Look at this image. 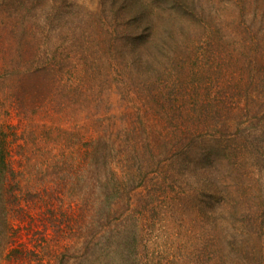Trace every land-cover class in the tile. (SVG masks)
I'll return each instance as SVG.
<instances>
[{"label": "rangeland", "instance_id": "obj_1", "mask_svg": "<svg viewBox=\"0 0 264 264\" xmlns=\"http://www.w3.org/2000/svg\"><path fill=\"white\" fill-rule=\"evenodd\" d=\"M1 35L0 264H264V0H0Z\"/></svg>", "mask_w": 264, "mask_h": 264}, {"label": "trees", "instance_id": "obj_2", "mask_svg": "<svg viewBox=\"0 0 264 264\" xmlns=\"http://www.w3.org/2000/svg\"><path fill=\"white\" fill-rule=\"evenodd\" d=\"M139 19H140V16L138 15L137 16V19H136V22H138L139 21ZM147 17L145 16V15H143L142 13H141V21L142 20H145L146 22H147ZM151 27V26H150ZM149 27V28H150ZM151 30L152 29H150V32H149V34H148V36H145L146 38H149V40L150 41H153L154 40V38L152 39V36H151V34H152V32H151ZM2 37V35L0 36V38ZM138 38H141V36L140 37H138ZM20 61L19 60H17L16 61V64H18ZM4 63L6 64V62H5V60H4ZM4 63H2L1 61H0V78H1V76H2V71L4 70V69H6V67H4ZM57 64V63H56ZM32 67H30L31 69V71L29 72L30 73V75H32V76H37V75H41V74H43V75H45V77L43 78V79H45L46 77L48 78L49 77V75H53V76H56V73L58 72H60V68H54V64L52 65V64H48V63H40L39 64V62L37 63V65H31ZM29 79H31L32 80V77H30ZM258 82H255V81H251L250 82V84L251 85H253V86H256V84H257ZM260 86V88L263 90V95H264V85L262 86V85H259ZM236 94V93H235ZM235 94L234 95H232V97H230V101H231V106H241V101H242V97L243 96H247L248 94L247 93H239L238 92V95L241 97V98H239V99H235ZM247 98V97H246ZM264 97H260V96H258L257 97V100H255V101H258L259 103H264L263 101H264V99H263ZM247 101H248V99H247ZM247 101H246V106H248L249 107V105H248V103H247ZM21 102H23V101H21ZM20 102V103H21ZM20 103L18 104L19 106H21L20 105ZM243 103V102H242ZM92 141V147H91V149H90V151H89V149L88 150H86V155H88V154H94V153H96L97 152V150H98V148H99V146H98V144L96 145V142H95V140H91ZM1 151H2V149H1ZM91 152V153H90ZM7 154H9V151H7V150H5L4 149V151H2L1 152V154H0V177L1 178H5L6 177V172H7V170H10V169H12L11 167H9L10 165H9V163L6 161V156H7ZM73 172H74V174H76V172H75V170L73 169ZM0 182H5V181H2V180H0ZM3 184V183H2ZM221 189H219L218 191H219V194H218V199L219 198H222V196H221V191H220ZM111 196H113V197H116V194H111ZM261 233H263V232H259L258 234V238L259 239H262V235H261ZM237 244L238 245H240L241 247H247L248 248V246H247V244H248V240L247 239H241L240 241H237ZM246 254H249L248 252H246ZM245 254V255H246Z\"/></svg>", "mask_w": 264, "mask_h": 264}]
</instances>
